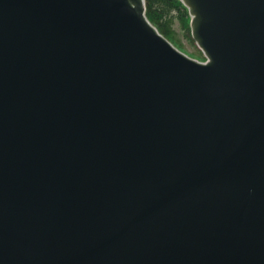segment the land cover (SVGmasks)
<instances>
[{"label": "water", "instance_id": "1", "mask_svg": "<svg viewBox=\"0 0 264 264\" xmlns=\"http://www.w3.org/2000/svg\"><path fill=\"white\" fill-rule=\"evenodd\" d=\"M0 0V264H264V0Z\"/></svg>", "mask_w": 264, "mask_h": 264}, {"label": "rangeland", "instance_id": "2", "mask_svg": "<svg viewBox=\"0 0 264 264\" xmlns=\"http://www.w3.org/2000/svg\"><path fill=\"white\" fill-rule=\"evenodd\" d=\"M167 26L171 30V33L173 34V39L176 44L180 45L182 48H184L190 53L197 52L192 42L187 38L186 28L181 22L177 21L176 23H170Z\"/></svg>", "mask_w": 264, "mask_h": 264}, {"label": "trees", "instance_id": "3", "mask_svg": "<svg viewBox=\"0 0 264 264\" xmlns=\"http://www.w3.org/2000/svg\"><path fill=\"white\" fill-rule=\"evenodd\" d=\"M167 5L174 6L172 0H149V13L154 21H156L155 14L165 9Z\"/></svg>", "mask_w": 264, "mask_h": 264}]
</instances>
